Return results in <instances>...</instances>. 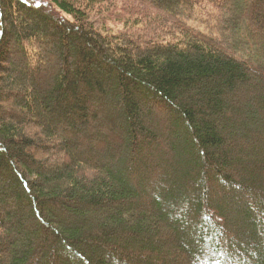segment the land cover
<instances>
[{
    "label": "trees",
    "instance_id": "1",
    "mask_svg": "<svg viewBox=\"0 0 264 264\" xmlns=\"http://www.w3.org/2000/svg\"><path fill=\"white\" fill-rule=\"evenodd\" d=\"M38 1L0 0V264H264V0Z\"/></svg>",
    "mask_w": 264,
    "mask_h": 264
},
{
    "label": "rangeland",
    "instance_id": "2",
    "mask_svg": "<svg viewBox=\"0 0 264 264\" xmlns=\"http://www.w3.org/2000/svg\"><path fill=\"white\" fill-rule=\"evenodd\" d=\"M33 4H35V5H38V6H40V5H42L41 3H40V1H38V0H30ZM237 4L239 5V7H238V9H235V13H238V11H242L243 9H245V3H244V0H226V2L224 3V5H223V8H226L227 6H229V5H234L235 7H237ZM178 9V8H177ZM248 10H246V12H247ZM178 12H179V14L181 15V16H185L184 14H183V12H181L180 11V9H178ZM203 17V16H202ZM190 23L191 24H193V26L195 25V26H199V22L196 20V19H193L192 21H190ZM112 26V25H111ZM117 29V28H116ZM199 29V28H198ZM260 60H261V62H264V54H262L261 56H260ZM155 111L156 112H158V114H159V116H158V118L157 119H154L155 121H154V123H155V125H160V130H161V132L162 133H164V135L165 134H167L168 132H169V130H168V128L166 127V125L164 124V123H162V122H164V121H161V118L164 120L166 117H168L167 116V113H168V111H164V112H161V110H159V109H155ZM5 113V112H4ZM170 116V115H169ZM160 123H159V122ZM161 139H164V137L162 136V138ZM164 140H161V142H163ZM60 249V248H59ZM59 253H60V255H61V257H62V259H63V261H65V263H70V260H69V258H66L65 256H64V254L61 252V250H59ZM101 255H103V254H101ZM106 257V256H105ZM210 259H212V257H211V255H209V256H207L206 258H204L203 260H204V262H201V261H199V264H202V263H204V264H212L211 263V260ZM75 261H76V263H78V261L77 260H75V259H72V262L73 263H75ZM190 263H192V262H190Z\"/></svg>",
    "mask_w": 264,
    "mask_h": 264
}]
</instances>
